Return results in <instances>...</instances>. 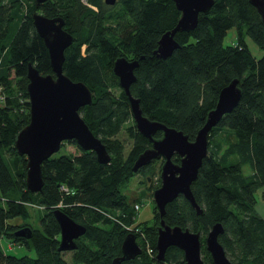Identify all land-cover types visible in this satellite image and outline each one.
Masks as SVG:
<instances>
[{
	"label": "trees",
	"instance_id": "trees-1",
	"mask_svg": "<svg viewBox=\"0 0 264 264\" xmlns=\"http://www.w3.org/2000/svg\"><path fill=\"white\" fill-rule=\"evenodd\" d=\"M36 12L62 16L74 36L65 51L64 71L92 90L93 102L80 112L106 144L111 161L99 162L94 151L75 140L64 142L62 146L73 144L78 152L46 159L43 189L32 193L26 184L27 157L15 147L18 133L30 121L28 65L53 74L48 48L34 25ZM179 14L172 0H118L114 5L47 0L40 7L35 0H0V240L36 251L35 257L19 256L0 244V264H69L59 250L56 209L87 228L72 250L75 264H112L122 254L129 227L137 220L136 204H143L124 189L136 174V157L151 145L137 131L129 97L114 72L115 60L123 56L137 61L131 93L142 114L181 130L190 140L220 89L238 79L239 102L209 132L207 155L191 184L202 214L180 195L166 205L164 220L200 233L203 264H213L204 241L217 222L224 229L218 240L231 264H264V216L256 208L258 192L264 200V23L249 0H214L207 12L199 13L194 29L175 33L179 47L159 57L154 53L158 40L176 25ZM231 29L234 38L226 41ZM247 38L261 55L252 53ZM123 128L134 140L128 155L118 138ZM157 161L138 171L152 178ZM173 161L179 162L177 155ZM159 171L151 190L160 184ZM33 210L39 227L30 221ZM158 220L153 211L152 223L144 225L147 239L137 240L141 254L122 264H185L175 246L163 260L156 259ZM25 226L32 228V237L16 235Z\"/></svg>",
	"mask_w": 264,
	"mask_h": 264
},
{
	"label": "water",
	"instance_id": "water-1",
	"mask_svg": "<svg viewBox=\"0 0 264 264\" xmlns=\"http://www.w3.org/2000/svg\"><path fill=\"white\" fill-rule=\"evenodd\" d=\"M47 0H35L37 7ZM118 0H105L114 5ZM179 11L176 25L164 32L158 40L154 53L166 58L179 47L174 35L178 31L195 28L199 13L207 12L214 0H172ZM264 23V0H249ZM38 34L48 48L53 74H42L31 62L28 65V93L30 97V121L17 135L15 147L20 155L27 157L26 184L30 192H40L44 186L42 164L53 154L60 151L66 141L75 140L83 149L96 153L101 163H109L111 154L106 144L95 135L83 118L81 108L93 102V92L83 81H74L64 71L65 51L74 42L72 33L65 29L62 16L49 17L43 13L33 14ZM136 60L118 57L114 62V72L120 86L129 97L131 113L137 131L148 139L150 147L136 157L133 170L148 165L153 160L162 159L159 177L160 185L153 191L154 207L158 211L160 225L157 227L155 242L156 259L163 260L166 250L175 246L182 250L185 264H203L201 258L200 233L188 228L171 226L164 220L166 205L183 196L189 201L196 214L203 210L196 203L191 184L197 178L199 168L207 155L208 135L221 118L231 112L238 104L241 89L238 79L231 80L218 93L215 106L208 111L204 124L198 129L193 140L181 130L151 120L142 114L136 99L131 93V85L136 81ZM160 131L159 137L154 134ZM177 155L179 162L173 161ZM61 228L59 250H74L78 247L77 238L87 231L85 225L76 222L61 209L54 211ZM223 226L217 222L212 225L205 237V248L213 264H231L218 237ZM17 236L30 238L33 230L25 226L16 231ZM142 252L136 241V234L130 232L122 243V254L115 257L112 264H122L134 260Z\"/></svg>",
	"mask_w": 264,
	"mask_h": 264
},
{
	"label": "rangeland",
	"instance_id": "rangeland-1",
	"mask_svg": "<svg viewBox=\"0 0 264 264\" xmlns=\"http://www.w3.org/2000/svg\"><path fill=\"white\" fill-rule=\"evenodd\" d=\"M233 38H234L233 29H231L228 31V34L226 36V41H229V39L232 40ZM247 41H248V46L254 55L259 56L262 54V52L259 50L257 45L250 38H247ZM115 91L117 93L119 92L117 88ZM118 138L124 141L125 155H128L133 147L134 140L128 135V133L126 132L124 128L118 134ZM64 151L76 153L78 152V148L73 144L65 143V146H62V148L60 149L59 152H57V154H60ZM159 165H160V161H157L154 164L155 174L154 176H152L150 180H148L149 183H146L148 184L147 186L142 184V181H145L144 177L141 178L140 176H135L131 179L130 183L124 189L126 193L129 192V194H132V193L135 194L137 197L141 199L143 203L142 205H140V209L137 212V220H136L137 222L150 223L153 220L154 204H153V199L151 198L150 191H151L152 185L156 184L157 182ZM247 170L248 169H246V171ZM260 194H261L260 192L257 193L258 203H257L256 208L260 212V214L264 216V200L261 198L262 196ZM18 221L21 224L23 223L22 218L19 219ZM30 221L35 227H39L40 221L37 217V214L34 213V210H33V217L30 219ZM0 244L8 252L15 253L19 256H22L24 254H28L32 257L36 256V251L33 248V246L32 248H29L26 245H13V244H10L9 241L6 239H1ZM62 253L65 259L69 262V264H75L73 261V251L72 250L62 251Z\"/></svg>",
	"mask_w": 264,
	"mask_h": 264
},
{
	"label": "flooded vegetation",
	"instance_id": "flooded-vegetation-1",
	"mask_svg": "<svg viewBox=\"0 0 264 264\" xmlns=\"http://www.w3.org/2000/svg\"><path fill=\"white\" fill-rule=\"evenodd\" d=\"M67 142V141H66ZM156 160H158V161H162V159H156ZM153 161H155V160H153ZM152 161V162H153ZM162 163V162H161ZM151 164V163H150ZM149 165V164H148ZM144 166H147V165H144ZM141 168V167H140ZM139 168V169H140ZM138 169V170H139ZM136 171V174H135V176H140L141 178L142 177H144L145 178V181H142V184H144L145 186H147L148 184H146V183H149L148 182V180H150L151 179V177L148 175V174H141L139 171ZM135 172V171H134ZM134 176V177H135ZM154 185H157V182H156V184H154ZM154 185H152V187L154 186ZM160 185V184H159ZM158 185V186H159ZM148 188V187H147ZM157 188V187H156ZM153 191L154 190H151L150 191V193H151V198L153 199ZM180 196V195H179ZM153 204H154V201H153ZM140 205H142V204H139V208L138 209H136V212H138V210L140 209ZM154 211H156L157 213H158V211H157V209L154 207ZM160 219V218H159ZM152 222H150V223H146V222H143V223H141V222H135L132 226H131V228L129 227V229L131 230L130 232H133V233H135L136 234V241L137 240H142V239H147V234H146V232H145V230H144V225H149V224H151ZM160 225V220H158V223L156 224V237H157V227ZM133 230V231H132ZM83 237V235L82 236H80L79 238H77L76 240L78 241V240H80L81 238ZM166 253V252H165ZM165 257V256H164Z\"/></svg>",
	"mask_w": 264,
	"mask_h": 264
},
{
	"label": "built area",
	"instance_id": "built-area-1",
	"mask_svg": "<svg viewBox=\"0 0 264 264\" xmlns=\"http://www.w3.org/2000/svg\"><path fill=\"white\" fill-rule=\"evenodd\" d=\"M84 1L87 2V0H84ZM66 190L68 191V189H66ZM138 208H139V204H136V209H138ZM148 252L150 253L151 250L149 249Z\"/></svg>",
	"mask_w": 264,
	"mask_h": 264
}]
</instances>
